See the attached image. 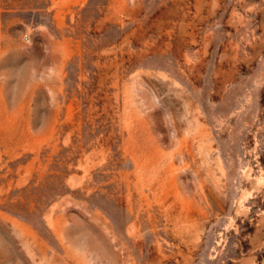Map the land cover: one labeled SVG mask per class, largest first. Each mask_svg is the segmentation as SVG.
Here are the masks:
<instances>
[{
  "label": "rangeland",
  "instance_id": "1",
  "mask_svg": "<svg viewBox=\"0 0 264 264\" xmlns=\"http://www.w3.org/2000/svg\"><path fill=\"white\" fill-rule=\"evenodd\" d=\"M0 264H264V0H0Z\"/></svg>",
  "mask_w": 264,
  "mask_h": 264
}]
</instances>
